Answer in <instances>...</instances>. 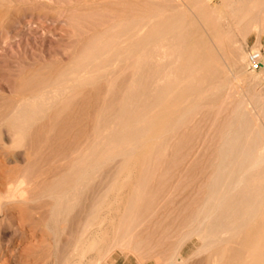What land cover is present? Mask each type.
<instances>
[{"label":"bare ground","instance_id":"bare-ground-1","mask_svg":"<svg viewBox=\"0 0 264 264\" xmlns=\"http://www.w3.org/2000/svg\"><path fill=\"white\" fill-rule=\"evenodd\" d=\"M160 1L164 3V0ZM223 1L224 7L229 9L231 18L238 28L242 31L254 30L258 38L261 37L264 32V0ZM209 2L210 0H196L192 12L205 25H208L218 12L211 9ZM173 17L167 20L156 18L141 24L117 25L101 36L107 41L99 43L95 40L89 41L87 48L90 50L95 48L96 52L91 55L92 63L87 71L99 67L102 58L112 57L116 62L124 63L119 76L110 82L111 87L116 81L119 95L109 106L99 108L92 114L93 125L88 140L83 145L78 144L79 146L71 150V154H65L66 157L61 160L64 162V175L60 182L62 185L57 184L58 186L46 192L48 200L53 203L52 214H77L78 224L71 234L76 237L74 241L72 240L70 253L81 261L88 253L95 252L96 255L88 264H104L117 251L137 254L138 246L146 245L143 244L145 238L143 233L147 235V239L168 236L170 242L165 251L144 248L143 254L155 259L158 264L159 262L184 264L183 251L190 241L196 247L191 256L193 259L216 250V254L207 259L209 262L211 260V264H264V105L258 107L254 113L245 114L244 111L245 113L238 114L226 130L224 124L221 126L215 145L216 158L212 161V166V158L208 160V156L202 155L203 158H207V165L210 164L211 169L207 166L206 168L197 166L203 161L199 153L204 148L205 139L197 140L196 147L194 145L190 153H187L194 154L188 161L178 156V152L181 154L180 150L183 149L181 144L184 141L179 140L180 145L179 143L176 145V142L173 147V152L177 153V156L173 154L168 158L165 155L169 145L166 146L164 141L167 143L176 137L177 131L184 127V120L198 107L200 108L201 101L211 102L219 92L220 59L213 54L215 50L217 53L221 52V47L225 43L221 25H215L213 47L201 50L189 42L188 26L183 19L174 15ZM258 50L259 48H256L255 51ZM200 53H204V56L200 57L198 55ZM82 57H85V54ZM102 70L101 72H104ZM129 71L130 75L127 73ZM75 74L73 72L69 78ZM31 76L22 78L26 82L16 89L19 93L26 91L28 98L19 103L9 115L5 113L8 118L5 120L4 128L7 127L9 131L16 123L20 135L24 130V124H21L23 118H29L32 114L36 116L37 112L36 97L31 96L34 87L32 81L36 75H33V79ZM80 78L68 79L67 83L77 84ZM107 80L110 81L109 78ZM49 94L53 96V100L58 99V90L42 93L43 96ZM106 101L104 100L105 103ZM5 115L2 118H5ZM232 115L234 117L235 114ZM163 152L164 154H161ZM166 158L168 160H165ZM106 162H117L119 166L104 176L101 175L100 169ZM163 162L167 166L157 173L154 165ZM182 163H185L186 167L184 170L182 168L183 171L176 172L179 176H176L178 181L175 180L177 181L175 185L178 189L182 187L184 190L179 196L176 195L178 199L176 205L172 210L166 209L157 220H153L155 215L151 214L152 219L145 220L147 224L142 232H138L139 225L142 226L140 223L147 219L145 217L138 222L141 209L145 210V213L149 212L153 200L157 197L150 190L156 185L166 186L174 167L180 165L181 168ZM204 163L206 165V162ZM97 181L99 184L95 186ZM25 185V181L18 182L14 192L6 198L7 205L19 202L25 204L32 200L27 198L28 196L24 197ZM191 185L193 186L190 187ZM101 188L105 190L102 195L99 194ZM176 189H173V192L176 191L177 194ZM87 190L92 192L89 201L87 200L89 205L77 211L78 200ZM170 205H173L172 202ZM158 211L155 214H158ZM136 240L140 243L137 247ZM150 244L152 246V243ZM156 245L153 246L157 247Z\"/></svg>","mask_w":264,"mask_h":264},{"label":"rangeland","instance_id":"rangeland-1","mask_svg":"<svg viewBox=\"0 0 264 264\" xmlns=\"http://www.w3.org/2000/svg\"><path fill=\"white\" fill-rule=\"evenodd\" d=\"M195 1L164 0V3H161L160 0H0V212L3 211V214L0 213V264H73L75 262L88 264L91 258L96 255L95 252H90L81 261L71 256L72 240L74 241L76 237L71 234L75 230L76 224H78L76 218L78 216L76 213L70 215L52 214L53 203L48 200V193L46 192L52 187L62 185L60 182L64 175V162H61V160L66 155L71 154L72 149L85 144L88 140L93 125L92 114L97 112L99 108L109 106L110 102L119 95L116 81L113 83V87H110V82L119 76L124 63H118L112 57H107L100 59L99 67L86 70L92 63L90 60L91 55L96 52L95 48L94 50L87 48L90 44L89 41L95 40L96 43L107 41L101 36L112 27L117 25L126 26L132 23H147L149 20H155L156 18L167 20L171 17L174 18L173 15L178 16L188 26L187 38L189 42L201 50L213 47V27L215 25H221V31L225 34L224 42L226 44L223 43L221 52L217 53L218 51L215 50L213 54L214 57L220 59L218 65L219 92L215 95L213 101H201L200 108L198 107L195 112L184 120V127L177 131L176 137L171 141H167L168 144L164 141L166 146L169 145L165 152L166 157L170 158L174 154L173 147L176 142V145H178L180 140V142L184 141V146L181 144L183 149L180 150L181 154L178 152V156L188 161L192 159L194 154L187 153L194 145L196 147L197 140L203 141L205 139L204 148L199 153L200 159L202 155L208 156V160L212 158V166V161L216 158L217 146L215 147V145L220 132L218 130L222 129L223 124L226 130L235 121L238 114H242L244 111L245 114L254 113L258 110V107L264 105V32L258 38L256 31L250 29L242 31L238 28L236 22L231 18L229 9L226 6L224 7L223 0H210L211 9L218 10V12L216 11L217 14L210 23L205 25L202 20L192 13L195 8ZM239 1L242 0H235V2ZM125 6L128 7L125 8ZM256 48L263 50V66L257 71H251L248 67V56ZM83 54H85V57H82ZM198 55L202 57L204 53ZM115 68L118 70L116 71ZM101 70L109 75L101 72ZM107 70H109L108 73ZM73 72L76 74L69 78ZM28 73H31V78L36 75V78L35 76L34 79L32 78L34 87L31 96L36 97L37 112L36 116L32 114L29 118H23L21 124H24V130L20 135L17 129L18 124L12 125L9 131L7 127L4 128V124L9 113L19 103L28 98L26 91L25 93L24 91L19 93L16 90L26 82L22 78L30 76ZM127 73L130 75L131 71ZM78 78L81 82L79 81L77 84L67 83L68 79ZM108 78L110 81L107 80ZM54 90L59 92L56 100H53V96L50 94L49 96L42 95L45 91L53 92ZM104 100H107L106 103ZM236 109L238 111H235ZM5 113L8 115H5ZM232 114H235L234 117ZM4 115L5 118H2ZM193 140L195 143H193ZM209 140L213 142L211 143ZM161 154H164V152ZM185 154L189 157H186ZM175 155L177 156V153ZM203 156V161L199 162L200 164L198 163L197 166L200 168H206L207 166L211 169L210 164L207 165V158H203ZM168 158L165 160H168ZM204 162H206V165H204ZM118 166L119 163L117 162L103 163L100 169L101 175H107ZM165 166L167 164L163 162L154 165V168H157V173H159V170ZM185 167V163H182L181 168L180 165L177 168L174 167V171L170 174L171 178L169 177L170 183L168 182L166 186L161 187L158 185L153 186V189L150 190L157 197H154L149 212L145 213V210L141 209V213L137 218L138 222H141L145 217L147 219L145 218L140 223L142 226L139 225L138 232H142L143 227L147 224L145 220L152 219L151 214L155 215L153 220H157L166 209L172 210L174 208L178 201L177 196L183 193L184 190L182 187V189H178L175 185L178 181L176 176H179L177 173L182 168L184 170ZM21 181L26 183L24 187L26 196L24 194V197L28 196L27 198L33 201L27 199L30 202L7 205L6 198L11 192H14L13 190L16 189L18 182ZM98 182L95 183V186L99 184ZM172 185H175V188ZM182 186L184 185L182 184ZM102 188L99 193L101 195L105 192ZM172 188L174 190L177 188L178 193L173 192ZM88 192L87 190L81 194L77 211L84 207L87 208L89 205L88 199L92 192L87 195ZM41 194H43V197ZM173 196H175L174 200ZM170 201L173 205H170ZM156 207L159 210L158 214H155L157 213ZM160 208H162V211ZM143 238L145 246H141L142 244L140 245L137 240V245L135 242L136 247L140 245L137 254L130 251L129 253H127L128 251H117L104 264H158L155 259L146 257L143 252L149 247L152 250L157 248L156 251H165L168 249L166 246L170 242L168 236L163 235L162 237L157 236L147 239V235L143 233ZM163 240L166 243H163ZM149 242L152 243V246ZM147 243H149V246ZM158 243H160L159 247ZM154 244H157V247L153 246ZM161 245L162 247H160ZM195 251L196 247L193 242H188L183 251L184 264H195V262L196 264H211V260L209 262L207 259L216 254V250H213V253L206 252L207 255L204 253V256H199L201 258L195 257L194 260L191 256ZM204 259L206 260L204 261ZM159 264L161 263L159 262Z\"/></svg>","mask_w":264,"mask_h":264},{"label":"built area","instance_id":"built-area-1","mask_svg":"<svg viewBox=\"0 0 264 264\" xmlns=\"http://www.w3.org/2000/svg\"><path fill=\"white\" fill-rule=\"evenodd\" d=\"M263 50L253 51L248 56V67L251 71H257L262 66Z\"/></svg>","mask_w":264,"mask_h":264}]
</instances>
